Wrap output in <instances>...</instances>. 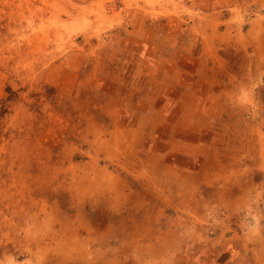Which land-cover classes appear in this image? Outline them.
Wrapping results in <instances>:
<instances>
[{
	"label": "rangeland",
	"instance_id": "obj_1",
	"mask_svg": "<svg viewBox=\"0 0 264 264\" xmlns=\"http://www.w3.org/2000/svg\"><path fill=\"white\" fill-rule=\"evenodd\" d=\"M0 264H264V0H0Z\"/></svg>",
	"mask_w": 264,
	"mask_h": 264
},
{
	"label": "bare ground",
	"instance_id": "obj_2",
	"mask_svg": "<svg viewBox=\"0 0 264 264\" xmlns=\"http://www.w3.org/2000/svg\"><path fill=\"white\" fill-rule=\"evenodd\" d=\"M118 137V136H117ZM134 137V136H133ZM133 137H132V139L130 140V143H131V141L133 142ZM119 140V139H118ZM117 140V141H118ZM100 142H102V143H104V141H98V140H96V146L97 147H95L94 146V149L96 150L95 152H97V154L100 152V150L104 147V145L102 144V143H100ZM93 145V144H92ZM129 145V144H128ZM129 147H127L126 149H128ZM114 149L116 150L115 151V154L114 153H106V155L108 156V155H114L112 158H114V157H119V143H117L115 146H114ZM111 152V151H110ZM96 155V154H95ZM99 156V155H98ZM131 157H133V156H131ZM97 158V157H96ZM128 158V156L125 158V159H127ZM129 159V158H128ZM134 159V158H133ZM135 159H136V157H135ZM151 160V159H150ZM95 161L96 160H94V159H92V162L91 163H93L94 164V166H93V164H92V168L93 169H97L98 170V173H94L95 174V176H92V177H90V181L87 183V184H85L83 187H82V189L84 190V192L86 191V192H88L89 193V191L91 192V194H93V196L95 195L96 196V200H95V202H94V204H97V203H104V204H106V205H110V206H113V207H115V210H116V208H117V206H118V204H119V200L121 199V198H124V195H120V194H122V192H121V190H119V188L117 187V186H119L118 185V183H117V181L119 180L118 178H117V175H115V176H110L109 177V179H107V181H108V183H107V187L110 189L111 188V191H108L109 192V197H106L107 196V194H108V192H106L105 190V187L106 186H104L103 185V181H101L102 179H101V177H103V176H101L102 175V173H107L105 170L106 169H103V168H99L98 169V164H96L95 163ZM149 161V160H148ZM127 162V161H126ZM126 162H124V161H121V163H120V165H122V166H126ZM132 162V161H131ZM130 162V163H131ZM135 162H136V164H142V163H144V160H142L141 158H138L137 160H135ZM99 163V162H98ZM118 163H119V161H118ZM128 163V162H127ZM132 164V163H131ZM153 164H155V163H153ZM153 166V165H152ZM133 167V166H132ZM133 171H135V169L133 168ZM94 172V171H93ZM102 172V173H101ZM147 174H149V173H147ZM107 175V174H106ZM96 176H98V178L97 179H95L94 177H96ZM107 177V176H106ZM104 179V178H103ZM150 180V179H149ZM151 182H152V180H150ZM94 182H96L95 184H94ZM105 182V181H104ZM147 184V183H146ZM141 185V184H140ZM145 185V184H144ZM143 185V186H144ZM150 185V184H149ZM80 187V186H79ZM106 187V188H107ZM141 187H142V185H141ZM146 187V186H145ZM150 187H151V185H150ZM157 187V186H156ZM155 187V188H156ZM162 187V186H161ZM153 188V187H152ZM163 188V187H162ZM165 188V187H164ZM166 189V188H165ZM81 191V190H80ZM94 192V193H93ZM110 193H114V195H111ZM77 195V194H76ZM92 196V197H93ZM163 196V195H162ZM164 196H166V195H164ZM127 198V197H126ZM86 229H88V228H86ZM162 229V228H161ZM89 230V229H88ZM90 232V231H89ZM46 234V233H45ZM91 236V235H90ZM138 239V238H137ZM158 240H160V239H158ZM135 243H137L136 241H134ZM75 243V244H74ZM76 243H77V240H76V238L75 239H73L72 240V245L74 244V245H76ZM132 244H134L133 243V241L131 242ZM139 243V242H138ZM138 243H137V246L139 247V245H138ZM71 245H69V247H67V248H62V247H60L61 249H62V251L63 252H66V254L67 255H72V251H70L68 248H71L70 247ZM134 246H135V244H134ZM59 248V249H60ZM72 249V248H71ZM74 249H76V247H74ZM74 252V251H73ZM82 251H80L79 253H81ZM66 256V255H65ZM65 259V258H64Z\"/></svg>",
	"mask_w": 264,
	"mask_h": 264
},
{
	"label": "crops",
	"instance_id": "obj_3",
	"mask_svg": "<svg viewBox=\"0 0 264 264\" xmlns=\"http://www.w3.org/2000/svg\"><path fill=\"white\" fill-rule=\"evenodd\" d=\"M218 171H219V170H218ZM217 177H218V176H217ZM217 177H215V178H216V180H217ZM211 178H212V179H214V178H213V176H212ZM214 180H215V179H214ZM171 206H172V205H171Z\"/></svg>",
	"mask_w": 264,
	"mask_h": 264
}]
</instances>
